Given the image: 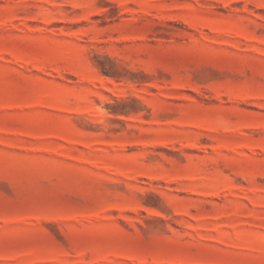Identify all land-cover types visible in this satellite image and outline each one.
<instances>
[{
    "label": "rangeland",
    "instance_id": "obj_1",
    "mask_svg": "<svg viewBox=\"0 0 264 264\" xmlns=\"http://www.w3.org/2000/svg\"><path fill=\"white\" fill-rule=\"evenodd\" d=\"M0 264H264V0H0Z\"/></svg>",
    "mask_w": 264,
    "mask_h": 264
}]
</instances>
